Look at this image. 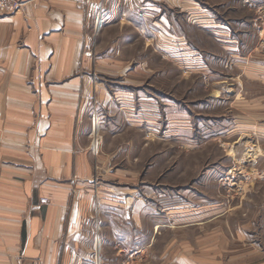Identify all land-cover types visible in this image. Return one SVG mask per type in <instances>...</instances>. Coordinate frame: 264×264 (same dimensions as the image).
Here are the masks:
<instances>
[{"label":"crops","instance_id":"obj_1","mask_svg":"<svg viewBox=\"0 0 264 264\" xmlns=\"http://www.w3.org/2000/svg\"><path fill=\"white\" fill-rule=\"evenodd\" d=\"M19 4L0 13V264H90L79 248L93 245L94 220L102 264H144L162 216L180 211L157 205L156 178L183 170L178 160L164 169V133L197 116L180 114L153 78L180 64L176 47L189 38L173 32L179 0ZM132 229L148 241L133 242Z\"/></svg>","mask_w":264,"mask_h":264},{"label":"rangeland","instance_id":"obj_2","mask_svg":"<svg viewBox=\"0 0 264 264\" xmlns=\"http://www.w3.org/2000/svg\"><path fill=\"white\" fill-rule=\"evenodd\" d=\"M181 1L173 32L179 41L189 37L194 52L184 40L176 47L183 65L171 70L163 64L153 78L164 94L175 95L180 114L197 116L179 117L177 135L164 133V169L178 160L183 170L180 178H156L163 196L157 205L180 211L162 216L143 263L190 264L195 255L204 261L195 264H264V0H190V16ZM16 10L0 0V13ZM196 58L199 64H184ZM94 222L93 245L79 252L90 255V264H102ZM129 235L136 243L149 239L144 232Z\"/></svg>","mask_w":264,"mask_h":264},{"label":"bare ground","instance_id":"obj_3","mask_svg":"<svg viewBox=\"0 0 264 264\" xmlns=\"http://www.w3.org/2000/svg\"><path fill=\"white\" fill-rule=\"evenodd\" d=\"M95 121H96V123H95ZM96 124H97V126H96ZM97 127H98V122H97V119L96 118H94L93 119V123H92V132L94 133V141H93V143H92V145H91V149H92V151L93 152H96L97 151V148H98V139H97ZM92 133V134H93ZM248 152H250V151H247L245 154H244V157H243V160H246V159H248L249 157V155H248ZM96 244H97V250H99V248H100V242H99V240L96 242Z\"/></svg>","mask_w":264,"mask_h":264},{"label":"built area","instance_id":"obj_4","mask_svg":"<svg viewBox=\"0 0 264 264\" xmlns=\"http://www.w3.org/2000/svg\"><path fill=\"white\" fill-rule=\"evenodd\" d=\"M6 2L8 3V4H12L13 6H14V8H16V9H18L19 8V2H18V0H6ZM95 118V117H94ZM93 118V119H94ZM93 119H92V123H93ZM93 133V132H92ZM93 135V140H92V142H91V145H92V143H93V141H94V133L92 134Z\"/></svg>","mask_w":264,"mask_h":264}]
</instances>
